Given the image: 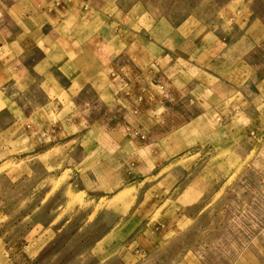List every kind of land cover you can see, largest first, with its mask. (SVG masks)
Listing matches in <instances>:
<instances>
[{
	"label": "rangeland",
	"instance_id": "1",
	"mask_svg": "<svg viewBox=\"0 0 264 264\" xmlns=\"http://www.w3.org/2000/svg\"><path fill=\"white\" fill-rule=\"evenodd\" d=\"M139 1L148 4L150 38L160 46L174 49L176 28L197 17L198 35L214 34L209 43L219 52L202 68L220 80L188 68L173 73L179 86L196 78L201 87L192 96L202 102L172 104L150 147L126 135L97 184L82 175L89 164L82 165L81 146L65 143L66 130L41 135L39 125L49 121L28 114L32 120L15 123L20 137L11 139L1 130L18 110L1 112L0 264H264V119L241 85L264 76V41L248 45L250 24L240 22L249 11L251 20H264V0ZM203 53L189 58H211ZM171 56L172 70L187 67ZM153 64L152 81L166 82V62Z\"/></svg>",
	"mask_w": 264,
	"mask_h": 264
},
{
	"label": "crops",
	"instance_id": "2",
	"mask_svg": "<svg viewBox=\"0 0 264 264\" xmlns=\"http://www.w3.org/2000/svg\"><path fill=\"white\" fill-rule=\"evenodd\" d=\"M252 15L249 11L240 20L246 27L250 24L244 35L250 46L264 41V20H251ZM240 17H236L237 21ZM140 22L145 25L140 26ZM203 25L197 17L186 18L176 28L173 49L150 38V10L147 3L139 0L0 3V113L11 106L18 110L16 122L1 132L11 139L20 137L13 125H19L23 119L49 121L45 126L39 125L40 129L45 127L43 131L39 129L41 135L60 136L66 130L65 143L76 142L81 146L82 165L89 164L82 175L97 184L100 181L94 177L105 159H118L126 135L142 138L150 147L155 124L160 120V125L163 123L172 104L202 102L192 96L201 87L200 82L191 78L179 86L170 79L173 73L179 76V72H187L188 68L220 80V75L214 74L217 71L210 73L202 68L214 63L213 55L219 56L209 43L216 36L198 35ZM202 51L203 56L209 54L211 58L202 61L189 58L202 55ZM176 54L177 60H186L187 67L171 69V55ZM159 60L166 62V82L151 78L157 70L153 63ZM245 70L249 72L251 66ZM247 77L241 83L242 89L248 102L258 101L257 119L263 120L264 76L257 75L252 82ZM225 83L233 89L237 87L230 80ZM87 94L90 99H86ZM23 104L28 106L24 108ZM98 109L111 116L106 118ZM205 114L201 113L197 119H203Z\"/></svg>",
	"mask_w": 264,
	"mask_h": 264
}]
</instances>
